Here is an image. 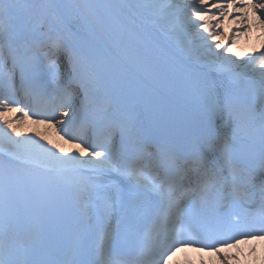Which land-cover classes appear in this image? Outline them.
I'll use <instances>...</instances> for the list:
<instances>
[{
    "label": "snow or ice",
    "instance_id": "6c2138e0",
    "mask_svg": "<svg viewBox=\"0 0 264 264\" xmlns=\"http://www.w3.org/2000/svg\"><path fill=\"white\" fill-rule=\"evenodd\" d=\"M249 9L264 18V0H0V264L264 237V49L244 60L234 32L220 51ZM32 117L75 151L20 137Z\"/></svg>",
    "mask_w": 264,
    "mask_h": 264
},
{
    "label": "bare ground",
    "instance_id": "6f19581e",
    "mask_svg": "<svg viewBox=\"0 0 264 264\" xmlns=\"http://www.w3.org/2000/svg\"><path fill=\"white\" fill-rule=\"evenodd\" d=\"M158 2L172 5L175 10L185 7L188 0H158ZM213 2L215 0H208V3ZM248 11L250 13L248 24H245L242 19H233V17H239V11H233L220 26L226 33V35L220 37L225 42V47L232 41L233 33H236L238 40L236 41L235 51H239L244 60H247L246 54L251 53L253 49L258 51L264 48V25L260 23V20L264 18L259 17L258 14L251 15L250 9ZM245 28H249V30L240 31ZM220 51L223 52L222 49ZM241 63H243V60ZM19 115V113L10 114L9 119H16ZM16 124L20 130V137L35 135L37 139L47 141L50 145L59 144L66 152L75 151L73 145L65 143L61 139L62 134L58 132L57 128L51 125L34 123L29 119L17 120ZM176 257L178 264H264V242L242 243L233 248L222 250L219 255L216 252L203 255L201 262L193 258L188 251H182V255H176ZM182 259L186 260V262L182 263Z\"/></svg>",
    "mask_w": 264,
    "mask_h": 264
},
{
    "label": "rangeland",
    "instance_id": "374dc122",
    "mask_svg": "<svg viewBox=\"0 0 264 264\" xmlns=\"http://www.w3.org/2000/svg\"><path fill=\"white\" fill-rule=\"evenodd\" d=\"M184 15H186V14L184 13ZM192 30H194V29H192ZM225 48H226L225 46L223 48H221L223 50V52L225 51Z\"/></svg>",
    "mask_w": 264,
    "mask_h": 264
}]
</instances>
